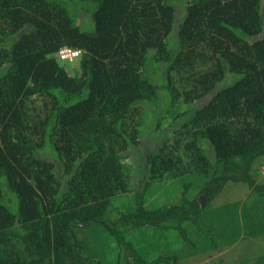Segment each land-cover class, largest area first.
<instances>
[{"label": "trees", "instance_id": "1", "mask_svg": "<svg viewBox=\"0 0 264 264\" xmlns=\"http://www.w3.org/2000/svg\"><path fill=\"white\" fill-rule=\"evenodd\" d=\"M262 158L264 0H0V264L79 262L83 230L106 241L85 264H178L140 238L211 245L193 195L234 184L226 219L264 228Z\"/></svg>", "mask_w": 264, "mask_h": 264}, {"label": "rangeland", "instance_id": "2", "mask_svg": "<svg viewBox=\"0 0 264 264\" xmlns=\"http://www.w3.org/2000/svg\"><path fill=\"white\" fill-rule=\"evenodd\" d=\"M74 62L75 60L71 62L68 61L69 65L64 68L70 70L76 67ZM160 97L163 101L164 96ZM161 106L164 110L168 106V103L164 100ZM150 115L151 114H149L147 122L145 123L147 127H150L151 124ZM251 176L256 183L264 182V158L257 162L255 168L251 171ZM186 181L188 182V180ZM180 182L182 181L180 180ZM153 187L154 188L150 190V194L153 200L158 199V201L164 198L166 199L171 195L170 193H172V190H182L181 183L170 181H166L160 185H154ZM167 191H169V195H167ZM247 194L248 190L245 187L243 189L242 186L234 184L232 186L230 185L228 190L225 189L224 193L222 192L209 202H205L202 196H198L197 194L193 195L197 197L198 201L205 204L202 206L204 212L201 214L200 222L204 228L210 231L209 235L214 241L211 245L205 244L196 230L191 225H187L186 231L193 245L192 247L183 242L177 232L173 230H159L153 232L154 234H149L153 236L151 247H149V243H147L143 237L140 238L142 243L146 244V246L137 247L140 250L139 253L145 259L150 260L160 254L166 255L167 257L175 256L178 264H213V262H216L214 264H238L244 261H247V264H253L256 261L254 257L259 255L258 252L261 250V244L264 245V228L253 224V228L249 231V227H244V222L241 217H239L240 219L236 218V216L235 219L232 220L226 219L230 207L234 208L237 206L236 211L238 213L240 205L245 200V196L247 197ZM261 214L262 212L258 214V217H260ZM253 222L259 224L256 221ZM238 224L240 226H238ZM254 232L258 237V241L254 237ZM77 235L84 241L86 247L82 252V257L80 256L79 258L80 261L75 263L71 262L72 264H85L84 260H82L83 258L95 255L100 249H103L106 244L102 232L100 233L97 230H83L82 232H78ZM98 239L100 241H98ZM20 250L23 251V255L29 256V248L27 246L20 245Z\"/></svg>", "mask_w": 264, "mask_h": 264}, {"label": "built area", "instance_id": "3", "mask_svg": "<svg viewBox=\"0 0 264 264\" xmlns=\"http://www.w3.org/2000/svg\"><path fill=\"white\" fill-rule=\"evenodd\" d=\"M78 55V51H72L69 49H62L58 53L59 59L69 62L74 61V59L77 58Z\"/></svg>", "mask_w": 264, "mask_h": 264}, {"label": "crops", "instance_id": "4", "mask_svg": "<svg viewBox=\"0 0 264 264\" xmlns=\"http://www.w3.org/2000/svg\"><path fill=\"white\" fill-rule=\"evenodd\" d=\"M182 241H183V240H182ZM183 242H185V241H183ZM185 243H186V242H185ZM207 257H208V256H207ZM207 257H206V258H207ZM209 260H210V259H209Z\"/></svg>", "mask_w": 264, "mask_h": 264}]
</instances>
